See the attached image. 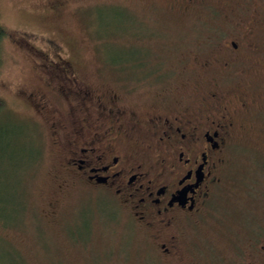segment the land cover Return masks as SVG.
<instances>
[{"label": "rangeland", "instance_id": "obj_1", "mask_svg": "<svg viewBox=\"0 0 264 264\" xmlns=\"http://www.w3.org/2000/svg\"><path fill=\"white\" fill-rule=\"evenodd\" d=\"M196 1L201 5L187 13L180 0H0V24L9 33L0 63L3 112L33 127L23 146L40 152L36 163L21 162L24 171L15 176L14 187L19 184L25 198L19 222L7 224L15 211L0 205V256L7 252L14 264H167L153 232L112 195L65 182L64 154L21 93L41 86L39 68L69 61L87 83L115 91L121 105L140 114L152 112L157 102L189 106L202 83L199 61L219 56L221 44L236 37L262 47L256 65L246 64L247 75L238 72L226 91L249 93L256 105L244 125L237 122L241 133L227 152L223 193L213 213L186 236L190 246H202L217 261L237 259L239 245L264 244V0ZM107 22L124 23L126 30L103 38L96 28ZM107 46L140 52L114 63L117 53ZM10 180L7 173L8 186ZM3 196L5 203L19 197L11 189Z\"/></svg>", "mask_w": 264, "mask_h": 264}, {"label": "flooded vegetation", "instance_id": "obj_2", "mask_svg": "<svg viewBox=\"0 0 264 264\" xmlns=\"http://www.w3.org/2000/svg\"><path fill=\"white\" fill-rule=\"evenodd\" d=\"M180 1L187 13L201 5ZM242 39L247 37L223 42L219 56L199 61L202 83L189 106L157 102L152 112L140 114L121 105L115 91L87 83L69 61L39 68L41 86L21 93L64 154L65 182L112 195L153 232L167 264H264V244L239 245L237 259L217 261L202 246H190L186 236L213 213L223 193L227 152L241 133L237 122L244 125L256 105L249 93L226 91L238 72L247 75L246 64L262 47ZM238 65L245 68L236 71Z\"/></svg>", "mask_w": 264, "mask_h": 264}, {"label": "trees", "instance_id": "obj_3", "mask_svg": "<svg viewBox=\"0 0 264 264\" xmlns=\"http://www.w3.org/2000/svg\"><path fill=\"white\" fill-rule=\"evenodd\" d=\"M124 24V23H123ZM122 24V25H123ZM122 25L118 26H111L108 22L103 25L100 28H96V31H98L103 38L110 37L113 34H118L126 30V27H123ZM8 30L0 24V63L2 60V46L5 41V39L8 36ZM106 48H109L111 52H113V55L117 53V58L119 59L117 62H125L126 60H134L137 58L138 53L140 52L139 49L136 47H131L130 49H127L126 47H121L119 49H111V46H107ZM33 50V49H32ZM107 50V49H106ZM113 50H118L117 52ZM41 56V54H38ZM5 109V103L2 99H0V205L2 207H7V209H10V212L15 211V215L7 224L9 223H18L20 216L23 212V204H24V192L21 191V187L19 184L14 187V185L18 182V179L16 174L19 175L24 171L20 167L21 162H28L30 160H33L34 163H36V160L40 156V152H38L37 148L33 145L31 146L34 150V152H28V149L23 146V144L27 143L26 140L28 136V132L30 133L33 131V127L31 125L23 124L22 122H19L17 120H13L11 116L8 114L5 115L3 112ZM36 127V126H35ZM24 141V142H22ZM18 144V145H16ZM29 144V143H28ZM32 150V149H31ZM9 167H12L11 170H8ZM8 168V169H7ZM35 168V167H34ZM33 168V169H34ZM10 175V178L12 181V186H8L6 182V174ZM8 179V177H7ZM16 181V183H15ZM11 189L15 194L19 197H16V199L12 202L9 201V203H5L3 200V191ZM10 206V207H9ZM5 209H2L0 213L5 212ZM14 210V211H13ZM3 211V212H2ZM16 217V218H15ZM131 257H132V251L129 250ZM2 254L0 256V264H14L12 261L6 260V256L8 255ZM4 262V263H2ZM7 262V263H6ZM15 264H20L19 261H16Z\"/></svg>", "mask_w": 264, "mask_h": 264}]
</instances>
